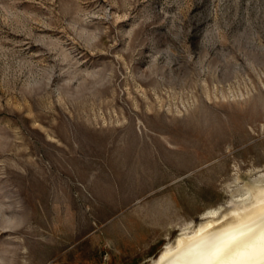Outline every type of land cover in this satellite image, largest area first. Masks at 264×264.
Segmentation results:
<instances>
[{
	"label": "rangeland",
	"instance_id": "rangeland-1",
	"mask_svg": "<svg viewBox=\"0 0 264 264\" xmlns=\"http://www.w3.org/2000/svg\"><path fill=\"white\" fill-rule=\"evenodd\" d=\"M263 172L264 0H0V264H144Z\"/></svg>",
	"mask_w": 264,
	"mask_h": 264
},
{
	"label": "bare ground",
	"instance_id": "bare-ground-1",
	"mask_svg": "<svg viewBox=\"0 0 264 264\" xmlns=\"http://www.w3.org/2000/svg\"><path fill=\"white\" fill-rule=\"evenodd\" d=\"M202 215L144 264H264V182Z\"/></svg>",
	"mask_w": 264,
	"mask_h": 264
}]
</instances>
